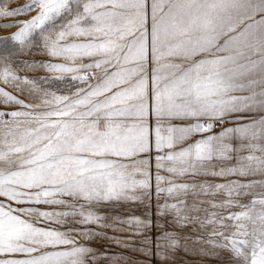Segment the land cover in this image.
<instances>
[{
    "label": "snow or ice",
    "instance_id": "6c2138e0",
    "mask_svg": "<svg viewBox=\"0 0 264 264\" xmlns=\"http://www.w3.org/2000/svg\"><path fill=\"white\" fill-rule=\"evenodd\" d=\"M9 28L0 264H264V0H0Z\"/></svg>",
    "mask_w": 264,
    "mask_h": 264
},
{
    "label": "rangeland",
    "instance_id": "374dc122",
    "mask_svg": "<svg viewBox=\"0 0 264 264\" xmlns=\"http://www.w3.org/2000/svg\"><path fill=\"white\" fill-rule=\"evenodd\" d=\"M12 3L14 4H20L25 2V0H11ZM13 29L9 28L6 30H0V36L7 35L10 33ZM23 58V57H22ZM30 58L34 59H47V57H44L41 53L36 52L33 53V56ZM42 72H35V73H29V75H42ZM143 206L142 205H137V204H127L125 207L122 209L123 213L126 214H135V215H140L143 212ZM153 211H155V204H153ZM111 235V233H109ZM184 236L188 237H195V233L192 230H186L183 233ZM98 244L102 242H97ZM201 245L199 244H189V249H197L200 248ZM107 250L109 254L115 252L119 253V249L116 248H107L105 245L104 248H101V251ZM127 253H125V256L127 257ZM134 260L138 262V264H146V258L140 254L136 253L133 257ZM226 260V255L221 254V255H211V254H206V253H197L194 250H185L183 247H180L177 249V254L175 257L170 258V264H223V262ZM123 264V261H122ZM152 264H159L158 258H152Z\"/></svg>",
    "mask_w": 264,
    "mask_h": 264
}]
</instances>
